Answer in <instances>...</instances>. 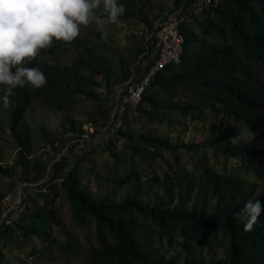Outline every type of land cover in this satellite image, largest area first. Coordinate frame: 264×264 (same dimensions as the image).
<instances>
[{
    "label": "trees",
    "instance_id": "16d2710c",
    "mask_svg": "<svg viewBox=\"0 0 264 264\" xmlns=\"http://www.w3.org/2000/svg\"><path fill=\"white\" fill-rule=\"evenodd\" d=\"M194 1L119 0L126 9L120 20L144 24V43L126 57L117 52L119 84L150 73L161 52L147 40L149 33L166 13L183 12L181 61L156 72L119 127L113 105L86 121L74 117L82 99H98L90 90L96 76L111 79L112 62L98 43L72 41L76 57L66 63L49 58L65 43L54 41L26 65L43 71L47 83L17 87L9 107L0 105V173L13 179V193L17 184H31L24 191L31 204L0 225V241L17 244L20 237L24 246L31 244L27 255L40 259L62 245L83 257L78 264H264V214L251 231L236 218L246 201H264V0H203L190 11ZM156 8L160 14L151 17ZM36 102L64 114L60 133L29 119ZM189 121L200 124L201 140L175 142L147 128L159 124L171 134ZM13 148L14 160L3 166V151ZM49 148L52 156L40 154ZM98 153L100 164L93 158ZM97 167L101 182L114 186L111 193L94 191L89 179L101 173ZM122 186L121 200H113ZM61 192L85 231L87 251L61 244L55 232ZM7 243L0 245V264H10Z\"/></svg>",
    "mask_w": 264,
    "mask_h": 264
},
{
    "label": "rangeland",
    "instance_id": "374dc122",
    "mask_svg": "<svg viewBox=\"0 0 264 264\" xmlns=\"http://www.w3.org/2000/svg\"><path fill=\"white\" fill-rule=\"evenodd\" d=\"M166 1L167 0H152V2H154L155 4H161L162 2ZM202 1L203 0H195L192 6L190 7V11L195 10L198 5L200 6ZM150 5L152 6L153 4ZM174 8H176V6L173 5L171 9ZM182 13L183 12L181 10L175 11L173 14L170 15L172 16V21L170 22L168 21V17H165L166 15H164L162 17L163 19L159 21L156 31L151 34L149 33L148 35L147 40L150 39L152 43L156 44L157 51H160L161 45L163 46L162 51H160L162 58L163 56L167 57L169 53L174 54L177 52L178 46L175 43V45H172L171 48L168 49V45L170 46L172 44V41H168L166 44L164 41V37L171 35L170 32L172 30V26L178 25L179 21L182 20ZM156 14H160V11L157 8L154 9V11L151 13V17H154ZM143 28V23L140 24L138 20L133 19L131 21L119 20L118 24H111L106 22L102 30L98 29L95 25L81 27L80 35L76 39L86 37L88 38V42H90V44L98 43V45H100L102 48L101 52H103L110 58V61L112 62L113 71L110 74L111 83L107 80L106 76L102 74L96 76L98 84L95 86H91L90 90L95 91L98 96V99H82L83 102L79 103L75 110V119L79 121H86L90 115L96 112V110H99L103 107H110L113 105L115 109L121 93L131 82V80H133L131 79L127 82H120L119 84V81L117 80V74L120 73L119 69L121 67V63L119 57H117V52L119 51L124 57H126L132 47L142 45L144 43V35H142ZM102 31H107L109 33L106 39L102 37ZM48 56L51 59H53L55 56H58L63 62L70 63L76 57V52L73 44L70 42L58 45L56 50L54 49ZM133 115L135 114L130 112L128 114V117L131 119ZM28 117L34 124H45L51 130H54L55 132L59 133L62 131L61 123L65 118L64 114L58 111H52L45 107H42L39 102H36L32 106L28 113ZM129 124V126L134 128L137 132L142 129V124ZM199 127L200 124L197 121H189L185 124H179L173 127L175 131L171 134L169 133V130H167L163 126H160L159 124L149 125L147 128L161 136L171 138L175 142H193L199 141L203 138V133L200 131ZM84 128L87 133L94 132V128L91 126V124H85ZM102 137L103 135L100 134L95 138L89 137V140L96 142ZM122 145L123 143H120V146ZM69 151V148H66L64 150V153H67ZM16 152L17 151L15 148L3 151V166H7L12 163L15 158ZM40 154L44 155L45 157L52 156L54 154V151L52 150V148H49L47 149L46 153L40 152ZM62 155L63 154H61L60 157ZM102 157L103 156L101 155V153H98L93 156L94 161H96L98 164H100ZM88 166H90V163L88 164ZM97 169L101 173L99 175L95 174L91 177V179H89L94 191L100 195H103L107 192L111 193L115 189L114 186H112L111 184L105 185V183H102L101 181L103 180L102 178H104V176L102 174V171H100L98 167ZM20 172L21 170H18L16 172L17 176L20 175ZM48 179L49 178L46 177V180ZM12 181V178L4 177L0 173V225L3 222H10L11 218L8 217L9 215L14 216L15 219L20 217L25 204L29 206L31 204V199L28 200L24 194V191L27 192L26 189L31 184H17V193H13L11 191L13 184ZM124 191H126L125 186L118 187L116 189L115 196H113L112 199L115 201H120L124 194ZM64 196L65 194L61 192L60 195H58L57 197L60 223L58 226L54 227L55 232L61 244H71L72 247L76 248L75 250H77V248H84V250L87 251L89 245L85 238V231L82 230L73 221L70 204L64 201ZM33 210H35V207H33ZM14 240L17 244H12L13 242L7 243L6 239H2L0 241V245L7 243L5 252L6 259L10 262V264H19L20 260H24L25 264H78L79 261L83 259V257L77 255L74 250L70 252L64 250L62 248V245H56L52 250H50L46 259L36 258L35 256L30 257L29 255H27L26 251L30 250L31 244H27V246H24L21 242V238L17 236H15ZM35 242L38 245H41L38 239H35ZM49 256L51 257L50 260L48 259Z\"/></svg>",
    "mask_w": 264,
    "mask_h": 264
},
{
    "label": "clouds",
    "instance_id": "9594fccd",
    "mask_svg": "<svg viewBox=\"0 0 264 264\" xmlns=\"http://www.w3.org/2000/svg\"><path fill=\"white\" fill-rule=\"evenodd\" d=\"M125 11L119 0H0V105L9 107L17 87L40 89L47 83L43 71L26 66L42 49L74 41L82 26L102 30L106 22L118 24ZM101 35L106 39L109 33ZM262 214L264 201L250 199L236 218L251 231Z\"/></svg>",
    "mask_w": 264,
    "mask_h": 264
},
{
    "label": "built area",
    "instance_id": "2783aa9c",
    "mask_svg": "<svg viewBox=\"0 0 264 264\" xmlns=\"http://www.w3.org/2000/svg\"><path fill=\"white\" fill-rule=\"evenodd\" d=\"M170 15L166 13L169 22L172 21V16ZM170 33H171L170 36L164 37V41L166 44L168 41H172V44L170 46L168 45V49L171 48L172 45L176 44L178 46L177 52L174 54L169 53L167 57L163 56V58L162 55H160V59L158 60L156 66L150 71V73L146 77H144L139 81L134 79L131 80V82L121 93L119 100L117 101V105L113 111V115H112L113 121L117 119L119 120L116 127L120 125L122 118L127 112L128 105L132 103L137 104L141 102L143 92L145 91L146 87L150 84L156 72L158 70L166 68L168 65L172 63H179L181 61V54L183 52V47H182V38L179 34L178 25H173ZM162 48L163 46L161 45L160 51H162Z\"/></svg>",
    "mask_w": 264,
    "mask_h": 264
}]
</instances>
